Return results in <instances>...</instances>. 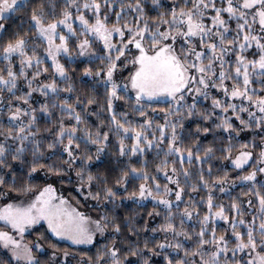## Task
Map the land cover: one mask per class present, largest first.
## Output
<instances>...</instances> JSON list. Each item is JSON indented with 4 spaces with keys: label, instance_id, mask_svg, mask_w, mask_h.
Instances as JSON below:
<instances>
[{
    "label": "snow or ice",
    "instance_id": "6c2138e0",
    "mask_svg": "<svg viewBox=\"0 0 264 264\" xmlns=\"http://www.w3.org/2000/svg\"><path fill=\"white\" fill-rule=\"evenodd\" d=\"M0 264H264V0H0Z\"/></svg>",
    "mask_w": 264,
    "mask_h": 264
},
{
    "label": "trees",
    "instance_id": "16d2710c",
    "mask_svg": "<svg viewBox=\"0 0 264 264\" xmlns=\"http://www.w3.org/2000/svg\"><path fill=\"white\" fill-rule=\"evenodd\" d=\"M65 194L64 195H66V196H70V197H75L76 196V193L75 192H72L71 190H69V191H66V192H64ZM79 199H81V200H83L82 198H81V196L80 197H78ZM28 239H32L33 237H31V236H29V237H27Z\"/></svg>",
    "mask_w": 264,
    "mask_h": 264
},
{
    "label": "rangeland",
    "instance_id": "374dc122",
    "mask_svg": "<svg viewBox=\"0 0 264 264\" xmlns=\"http://www.w3.org/2000/svg\"><path fill=\"white\" fill-rule=\"evenodd\" d=\"M65 194V193H64ZM81 198L83 199V197L81 196ZM45 227H46V225H45Z\"/></svg>",
    "mask_w": 264,
    "mask_h": 264
}]
</instances>
